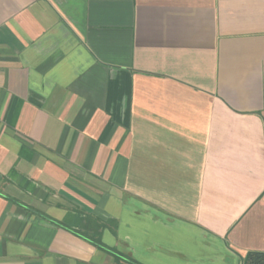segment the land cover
I'll return each instance as SVG.
<instances>
[{
	"label": "crops",
	"instance_id": "0c3cea01",
	"mask_svg": "<svg viewBox=\"0 0 264 264\" xmlns=\"http://www.w3.org/2000/svg\"><path fill=\"white\" fill-rule=\"evenodd\" d=\"M89 217L140 264L264 252V0H0V264H129Z\"/></svg>",
	"mask_w": 264,
	"mask_h": 264
},
{
	"label": "trees",
	"instance_id": "16d2710c",
	"mask_svg": "<svg viewBox=\"0 0 264 264\" xmlns=\"http://www.w3.org/2000/svg\"><path fill=\"white\" fill-rule=\"evenodd\" d=\"M114 227L113 221L103 222L100 219L87 218V223L85 224V229L75 231L79 236L91 241L100 249L106 251L107 253L113 255L116 260L124 259L129 264H140L137 261L131 259L127 255H124L114 248H111L103 243L101 230L105 226ZM114 229V228H113ZM92 230V231H91ZM91 231V232H90ZM241 264H264V252L261 251H250L244 257H242Z\"/></svg>",
	"mask_w": 264,
	"mask_h": 264
}]
</instances>
